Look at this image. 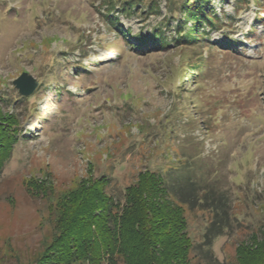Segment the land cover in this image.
<instances>
[{"label":"rangeland","instance_id":"rangeland-1","mask_svg":"<svg viewBox=\"0 0 264 264\" xmlns=\"http://www.w3.org/2000/svg\"><path fill=\"white\" fill-rule=\"evenodd\" d=\"M213 1L218 13H234L233 0ZM99 2L0 0V111L20 123L0 171V264H35L55 233L48 206L79 179L111 174L120 185L144 165H181L195 153L201 177L231 190L233 228L214 239L210 264H232L238 242L264 221V0L205 28L192 51L173 41L132 50ZM159 4L161 14L120 13L123 28L152 30L166 14ZM199 50L202 73L185 79L179 100L181 54ZM23 71L38 80L27 96L12 83ZM185 214L199 242L210 214Z\"/></svg>","mask_w":264,"mask_h":264},{"label":"trees","instance_id":"trees-1","mask_svg":"<svg viewBox=\"0 0 264 264\" xmlns=\"http://www.w3.org/2000/svg\"><path fill=\"white\" fill-rule=\"evenodd\" d=\"M159 1L100 0V15L132 50L166 48L173 41L192 51L186 48L208 34L205 28L220 29L225 25L222 19L232 20L240 6L248 7L251 1L259 4V0H233L234 13L228 14L224 8L218 13L213 0H165L166 14L152 30L130 34L129 28H123L120 13L161 14ZM167 30L172 32L169 40ZM196 52L194 59L188 52L181 54L178 66L183 73L173 90L179 100L185 97L181 87L185 79L194 80L202 73L203 53ZM195 106L201 109V102ZM172 125L164 124L163 134L171 133ZM19 134L18 117L0 111V171ZM192 155L181 165H144L120 185L111 174L79 179L48 206L55 212V233L35 264H210L214 239L233 228V200L228 187L201 177L192 161L200 154ZM27 183L33 191L46 194L43 183ZM195 209L210 214L199 242L191 238L185 214ZM235 258L232 264H264V221L238 242Z\"/></svg>","mask_w":264,"mask_h":264},{"label":"water","instance_id":"water-1","mask_svg":"<svg viewBox=\"0 0 264 264\" xmlns=\"http://www.w3.org/2000/svg\"><path fill=\"white\" fill-rule=\"evenodd\" d=\"M12 83L21 95L27 96L37 87L38 80L28 72L23 71L18 77L13 79Z\"/></svg>","mask_w":264,"mask_h":264}]
</instances>
